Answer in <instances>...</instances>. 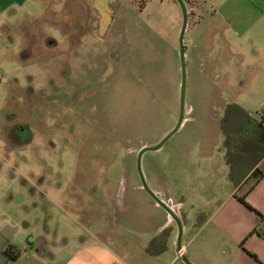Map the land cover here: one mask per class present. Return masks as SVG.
Segmentation results:
<instances>
[{
	"label": "rangeland",
	"instance_id": "1",
	"mask_svg": "<svg viewBox=\"0 0 264 264\" xmlns=\"http://www.w3.org/2000/svg\"><path fill=\"white\" fill-rule=\"evenodd\" d=\"M126 1L132 9L127 31L115 28L112 36H119L110 43L76 33L70 0L62 7L48 5L39 20L0 36V153L7 149L14 164L0 174L63 186L72 181L64 199L69 204H82L86 194L119 203L140 196L141 187L149 196L144 179L150 191L152 186L175 204L184 203L179 214L190 263L264 264V242L250 236L264 223L238 200L245 195L234 193L224 160L225 107L253 100L254 92L240 84L239 61L216 37L226 27L220 9H214L221 0H200L196 12L184 0L189 14L184 122L160 150L143 155L142 175L139 152L158 145L180 116V29L171 20L182 18V10L161 0ZM155 28L158 40L150 36ZM167 164L169 189L157 178ZM86 180L88 186L76 185ZM173 249L176 254L177 244Z\"/></svg>",
	"mask_w": 264,
	"mask_h": 264
},
{
	"label": "crops",
	"instance_id": "2",
	"mask_svg": "<svg viewBox=\"0 0 264 264\" xmlns=\"http://www.w3.org/2000/svg\"><path fill=\"white\" fill-rule=\"evenodd\" d=\"M164 1L171 9L177 3L161 0L162 4ZM199 1L191 0L194 12L199 10ZM67 2L0 0V36L6 35L10 27L39 20L43 15L40 11L48 5L62 7ZM217 8L226 27L220 34L216 30V37L221 48H226L239 61L240 84L248 85L254 92L253 100L243 98L244 104L240 106L252 116L264 119V0H221L220 4H214V9ZM147 10L148 4L139 12ZM70 11L76 21V33L98 38L101 44L117 41L119 35L112 36L115 28L119 31L124 27L127 31L125 21L132 9L129 10L126 0H70ZM171 21L173 29L179 28L181 32L183 14L182 18L173 15ZM149 31L150 36L155 35L158 40L159 28L153 29L155 34ZM4 151L0 153L3 160L0 170L14 168V164L8 162V150ZM258 168L263 178L253 190L249 192V183L234 189V193L243 192L248 204L264 214V159ZM170 171L168 164L162 165L157 177L158 181H164L167 189L172 181ZM105 182L102 185L108 187L109 180ZM69 185L72 181L63 186L25 175L16 179L7 172L0 174V264H177L188 254V245L183 243L182 250L175 254L173 248L177 244L178 231L172 227L174 223L169 214L150 195H144L142 187L140 196L123 197L119 203L110 201L106 195L102 199H87L86 194L82 204L78 200L69 204L65 201ZM76 185L88 186L89 183L86 180ZM151 191L159 198L172 200L163 190L151 186ZM32 200H35L33 205L30 204ZM179 204L184 205L183 202ZM115 208L121 210L119 215L113 212ZM181 219L185 226L184 217ZM165 230L170 231L166 250L159 253L163 246L157 245L154 251L159 254H148L150 243ZM9 247L19 252L16 261L6 256ZM169 255L174 257L168 259Z\"/></svg>",
	"mask_w": 264,
	"mask_h": 264
},
{
	"label": "trees",
	"instance_id": "3",
	"mask_svg": "<svg viewBox=\"0 0 264 264\" xmlns=\"http://www.w3.org/2000/svg\"><path fill=\"white\" fill-rule=\"evenodd\" d=\"M176 2L175 0H173ZM187 2V0H185ZM220 129L224 136L223 149L225 151L224 160L229 168V181L234 189H239L243 185L251 184L249 192L263 178V173L258 168L264 159V119L256 118L244 110L240 105L231 103L225 107L224 116L220 123ZM247 196L238 198L249 210L254 212L264 223V214L254 210L246 201ZM200 223L198 222V226ZM169 230H165L155 238L147 248L148 254L155 256L166 250V243L169 237ZM257 235L264 240V227L255 229L250 236ZM162 245L159 253L154 251V247ZM12 261H16L19 252L16 253L14 247H9L5 251Z\"/></svg>",
	"mask_w": 264,
	"mask_h": 264
},
{
	"label": "water",
	"instance_id": "4",
	"mask_svg": "<svg viewBox=\"0 0 264 264\" xmlns=\"http://www.w3.org/2000/svg\"><path fill=\"white\" fill-rule=\"evenodd\" d=\"M179 6L181 7L182 14H183V25L181 28L180 36H179V42H180V60H181V71H182V82H181V96H180V116L178 123L174 130L167 135L158 145L154 147H145L143 148L139 154H138V168L139 172L142 175L141 170V161L143 155L148 151H158L160 150L165 143L169 140L171 136H173L178 130L181 128L183 122H184V116H185V92H186V81H187V68H186V58H185V48H184V36L187 29L188 24V10L186 3L184 0H175ZM143 188L149 192L151 197L155 200V202L162 207L171 217L172 221L176 223L178 228V238H177V251L180 252L182 250V237L184 233V225L182 222V219L180 216H178L162 199H160L157 195H155L150 189L147 187V184L145 180L143 179ZM182 261L186 264H192L190 263L185 256H182Z\"/></svg>",
	"mask_w": 264,
	"mask_h": 264
},
{
	"label": "built area",
	"instance_id": "5",
	"mask_svg": "<svg viewBox=\"0 0 264 264\" xmlns=\"http://www.w3.org/2000/svg\"><path fill=\"white\" fill-rule=\"evenodd\" d=\"M160 199H162V198H160ZM162 200L164 201V203H166V205H168L179 216V213H180L179 210L181 208L180 204H175L173 202V200H171V199H169V200L162 199Z\"/></svg>",
	"mask_w": 264,
	"mask_h": 264
}]
</instances>
